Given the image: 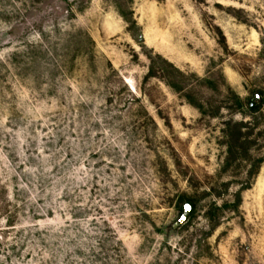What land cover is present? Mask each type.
<instances>
[{"label":"rangeland","instance_id":"374dc122","mask_svg":"<svg viewBox=\"0 0 264 264\" xmlns=\"http://www.w3.org/2000/svg\"><path fill=\"white\" fill-rule=\"evenodd\" d=\"M0 264H264V0H0Z\"/></svg>","mask_w":264,"mask_h":264}]
</instances>
